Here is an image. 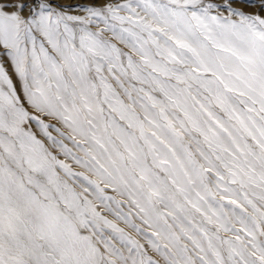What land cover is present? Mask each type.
<instances>
[{
    "label": "snow or ice",
    "instance_id": "1",
    "mask_svg": "<svg viewBox=\"0 0 264 264\" xmlns=\"http://www.w3.org/2000/svg\"><path fill=\"white\" fill-rule=\"evenodd\" d=\"M0 264H264V0H0Z\"/></svg>",
    "mask_w": 264,
    "mask_h": 264
},
{
    "label": "rangeland",
    "instance_id": "2",
    "mask_svg": "<svg viewBox=\"0 0 264 264\" xmlns=\"http://www.w3.org/2000/svg\"><path fill=\"white\" fill-rule=\"evenodd\" d=\"M74 2H83V0H74ZM120 2L121 3H128V2H130V0H120ZM240 7H243V6L241 5ZM244 10L245 11H251V9H247V8H245ZM71 14H73V15H81V16L86 15V13H83V12H73ZM121 14L124 15L125 13H121ZM108 194L112 195L113 193L109 192ZM125 210H127V209H125ZM103 214L106 215L108 217V219L112 220L113 223L117 224L118 227L124 228V230L126 232H129V234L135 235L134 233L131 232V229L126 227L121 221L116 220L113 216H111L107 212H103ZM136 223L139 224L140 223L139 220H137ZM105 231L107 232L109 230L106 229ZM136 238L140 239V237H138V236ZM141 242L143 243V240H141Z\"/></svg>",
    "mask_w": 264,
    "mask_h": 264
}]
</instances>
